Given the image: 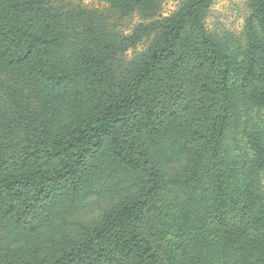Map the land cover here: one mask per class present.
<instances>
[{
	"label": "rangeland",
	"instance_id": "rangeland-1",
	"mask_svg": "<svg viewBox=\"0 0 264 264\" xmlns=\"http://www.w3.org/2000/svg\"><path fill=\"white\" fill-rule=\"evenodd\" d=\"M259 3L0 0V177L28 180L19 199L0 197V264H93L97 256L86 241L136 199L151 254L133 257L106 240L99 264H264V178L248 182L226 222L197 178L202 149L222 114L217 65L202 34L230 55L233 75H241L249 43H264ZM165 35L174 40L171 53L118 124L120 142L141 166L114 151L93 159L88 153L74 171L63 169L53 146L121 95ZM23 55L20 63H7ZM254 56L256 75L244 93L253 107L234 115H259L254 121L264 126V52ZM37 69L66 79L52 86ZM234 125L223 138L224 160L240 150L252 159L246 141L256 143V133L250 124L237 132Z\"/></svg>",
	"mask_w": 264,
	"mask_h": 264
},
{
	"label": "trees",
	"instance_id": "trees-1",
	"mask_svg": "<svg viewBox=\"0 0 264 264\" xmlns=\"http://www.w3.org/2000/svg\"><path fill=\"white\" fill-rule=\"evenodd\" d=\"M259 8L260 10L264 8V0H260ZM173 41V38H168L165 35L162 45L153 49L148 58L132 74L121 95L108 102L91 123L84 125L76 133L58 141L53 146L54 153L63 158V169L74 171L75 166L88 153H91L93 159L96 153L101 152L103 154L108 152L112 157L114 151L133 168L141 166L139 162L134 161L130 150L120 142L118 124L126 118L127 112L139 101V89L144 80L149 77L154 67L171 53ZM202 41L206 45L209 58L217 65L216 90L222 99V114L202 149L203 165L198 171L197 178L201 179L205 190L210 193L217 217L222 222H226V214L232 213L235 205L245 194L248 182L253 181V178L257 182L264 178L262 155L264 153V126L254 121V118H259V115H234L235 110L241 106L246 107L247 111L253 107V104L248 105V99L244 95L245 83L256 75L254 55L256 51L264 52V43L256 40L249 43L243 67L240 69L241 75L235 77L230 55L205 34H202ZM24 57L23 55L10 58L7 63H18L23 61ZM36 74L49 78L52 86H56L66 79L62 73H55L48 69H37ZM259 90L260 98L264 100V79ZM234 120L235 125L232 128L236 132L240 124L244 123L250 124L257 135L256 143H250L248 139L246 141L248 149L252 151V159L248 158V152L242 150L238 151L229 162L223 158V138ZM248 138L251 139V136L248 135ZM236 148H238L237 145ZM88 169H90V165L85 166L83 170ZM27 183L28 180L22 176L0 177V197H6L11 201L19 199ZM141 208L142 201L140 199L128 202L109 216L105 223L95 231L94 236L86 241L85 246L97 256L94 258L93 264L100 263L99 256L102 255V251L109 248V244L116 249L119 248L121 253L125 252L133 257L139 255L143 258L151 254L150 245L140 231L141 222L139 223L138 220ZM262 222L264 223V221ZM145 224L147 227H151L147 222ZM257 228H259L258 225ZM106 240L108 245L105 243ZM104 257L107 258V254H104Z\"/></svg>",
	"mask_w": 264,
	"mask_h": 264
}]
</instances>
